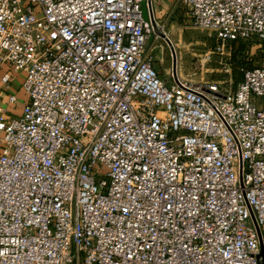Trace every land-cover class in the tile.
<instances>
[{
    "label": "built area",
    "instance_id": "obj_1",
    "mask_svg": "<svg viewBox=\"0 0 264 264\" xmlns=\"http://www.w3.org/2000/svg\"><path fill=\"white\" fill-rule=\"evenodd\" d=\"M181 2L221 47L264 44V0ZM150 14L0 0V89L20 73L26 96L0 100V264H259L264 66L163 79Z\"/></svg>",
    "mask_w": 264,
    "mask_h": 264
},
{
    "label": "rangeland",
    "instance_id": "obj_2",
    "mask_svg": "<svg viewBox=\"0 0 264 264\" xmlns=\"http://www.w3.org/2000/svg\"><path fill=\"white\" fill-rule=\"evenodd\" d=\"M142 16L148 18L145 2H141ZM172 39L176 54V76L184 83H215L234 89L241 80L240 68L264 66V44L257 41L231 42L221 47L213 31L192 25L181 28L159 27ZM155 70L161 78L172 73L171 50L166 41L156 33L148 41ZM17 74V73H13ZM21 74L16 75L17 80ZM18 103L26 96L16 85ZM264 234V231H262Z\"/></svg>",
    "mask_w": 264,
    "mask_h": 264
},
{
    "label": "crops",
    "instance_id": "obj_3",
    "mask_svg": "<svg viewBox=\"0 0 264 264\" xmlns=\"http://www.w3.org/2000/svg\"><path fill=\"white\" fill-rule=\"evenodd\" d=\"M147 3H148V6L151 7L154 21L158 25V27L161 26V27H168V28H181V27H185L188 25L189 20H190L189 14H188L187 8L182 4L181 0H147ZM145 6H146V3H145ZM146 10H147V15H148L147 6H146ZM165 34L172 43V39L170 38L168 33L165 32ZM168 49L170 50L169 46H168ZM150 50H152V48H150L149 46L148 52H150ZM17 74L11 75V82H10V87L8 90H4L3 88L0 89L1 106L5 108L6 112H8L11 116L18 114L23 105V100H20L21 102L19 105L16 104L18 103V101L15 104H9L7 102V95L9 93H15L16 95L19 94V91L16 88V85H19L20 87L21 77H19V79L17 80L16 78Z\"/></svg>",
    "mask_w": 264,
    "mask_h": 264
},
{
    "label": "water",
    "instance_id": "obj_4",
    "mask_svg": "<svg viewBox=\"0 0 264 264\" xmlns=\"http://www.w3.org/2000/svg\"><path fill=\"white\" fill-rule=\"evenodd\" d=\"M150 18L152 20L154 32L158 33V35L161 36L166 41V43L169 45V47L171 49L172 74H173L174 78H176V54H175L174 48L172 46V43H171L170 39L166 36L165 32L162 31V30L160 31L158 25L155 23V21H154V19H153L151 14H150ZM252 219L254 221V225H255V228H256V231H257V234H258V238H259V242H260V252H259V255H258L259 264H264V245H263V242H262L261 231H260L258 225L256 224V222H255V220L253 218V215H252Z\"/></svg>",
    "mask_w": 264,
    "mask_h": 264
}]
</instances>
